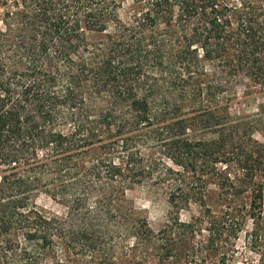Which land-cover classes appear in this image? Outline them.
Wrapping results in <instances>:
<instances>
[{"label": "trees", "instance_id": "obj_1", "mask_svg": "<svg viewBox=\"0 0 264 264\" xmlns=\"http://www.w3.org/2000/svg\"><path fill=\"white\" fill-rule=\"evenodd\" d=\"M127 1L0 0V264H235L261 235L264 141L231 111L264 97V0Z\"/></svg>", "mask_w": 264, "mask_h": 264}, {"label": "rangeland", "instance_id": "obj_2", "mask_svg": "<svg viewBox=\"0 0 264 264\" xmlns=\"http://www.w3.org/2000/svg\"><path fill=\"white\" fill-rule=\"evenodd\" d=\"M232 1V0H230ZM135 7L131 0L124 4V7L120 11V15L124 19H128L129 16L134 13ZM1 26V22H0ZM239 102L233 104V113L245 115L251 120L257 121L258 125L255 131V136L259 141H264V115H259V105L264 102V97L258 96L252 100H244L243 89L239 88ZM211 137V136H209ZM128 197L135 203L138 213L146 217L152 227L159 229L168 217L170 206L166 201V198L158 193H151L146 188H137L128 193ZM38 205L45 208L48 211L63 215L66 213V208L60 203L53 200L46 194H41L37 199ZM187 213L183 214L186 218ZM251 220L247 221L245 231L240 235L237 242V248L234 252L235 264H264V222L261 225V235H252L253 229ZM132 242V240H131ZM128 242L127 244H129ZM134 257V256H133ZM148 264H169L168 261L161 262L155 257H151Z\"/></svg>", "mask_w": 264, "mask_h": 264}]
</instances>
